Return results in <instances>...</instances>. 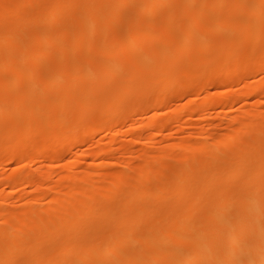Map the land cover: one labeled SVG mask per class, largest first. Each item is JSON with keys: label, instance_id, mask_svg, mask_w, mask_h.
<instances>
[{"label": "bare ground", "instance_id": "bare-ground-1", "mask_svg": "<svg viewBox=\"0 0 264 264\" xmlns=\"http://www.w3.org/2000/svg\"><path fill=\"white\" fill-rule=\"evenodd\" d=\"M259 73L264 0H0V264H264Z\"/></svg>", "mask_w": 264, "mask_h": 264}, {"label": "rangeland", "instance_id": "rangeland-1", "mask_svg": "<svg viewBox=\"0 0 264 264\" xmlns=\"http://www.w3.org/2000/svg\"><path fill=\"white\" fill-rule=\"evenodd\" d=\"M44 1H50V0H44ZM227 3H229L230 4V6H233L234 4H236V2L235 1H227ZM261 80H264V74H261V73H259L258 75H256V76H254V77H252V78H249L248 79V82H249V84H255L257 81H261ZM239 87H234L232 90H236V89H238ZM211 92V94L213 93V95L214 94H216V90H211L210 91ZM209 92V93H210ZM228 93V95H229V93L230 92H227ZM225 95V94H224ZM203 94L201 95V94H199V96L195 99L193 96H189V98L188 97H183V98H181L180 100H176V101H174L173 103H172V105H170L169 107H167V109L166 108H164V109H162L161 111H160V113H162V115L163 114H167L168 112H171V111H173V110H175V109H177V107H178V109L179 108H182V106H186L187 104H188V100L190 99V100H192V98L193 99H195V101H194V103H196V101H197V103H199V101H201V99L203 98ZM192 97V98H191ZM189 100V101H190ZM257 100V99H256ZM262 100H264V99H262ZM262 100H260V101H262ZM252 101H250V103H251ZM243 103V102H242ZM237 103V104H235L234 105V107H233V109L235 110H237L238 108H241V106L240 105H243L244 107H245V103ZM249 101L247 102V104H248V106H249ZM264 101H262V109L264 110ZM247 105H246V107H248ZM209 112H207L208 114H207V118H208V120L210 121V123H211V125H212V127L211 128H213V129H211V131L213 132L214 131V135H218V137H219V141H220V143H221V145L223 144V142L225 141V139H226V136H225V130H224V128H222V127H219L218 128V126H219V124L222 122V121H224V119H225V112L227 111L226 110V108L223 110L224 112H222L218 117H216L217 115V113H216V111H217V109L215 110V108H213V109H209L208 110ZM263 112V111H262ZM151 113H146V116L145 115H143V116H139V115H137V114H134L133 116L135 117V119H133L134 117L132 116V118H131V123H129L125 128H123V130H121L120 131V133L122 132V134H119V135H121V136H117V137H120L119 139H122V138H125L126 139V136L124 135V134H126L127 132H128V130L129 129H131L133 126H134V124H133V122H135V121H137V119L138 118H142L141 119V121L142 122H147V120H148V116L150 115ZM170 114V113H169ZM168 115V114H167ZM210 115V116H209ZM210 118H209V117ZM200 118V117H199ZM201 126H202V121L200 120V119H198L197 117H193V119L192 120H190V121H187L184 125H183V130H182V132H181V134H180V131H178L177 130V128L176 127H174L170 132H168L167 134L171 137H169L168 135L167 136H165V137H159V138H156V140L155 141H157V139H158V141L157 142H159V144L158 143H155V141L152 143V144H154L155 146H157L156 144H158L159 145V147L160 148H162L161 146H164L163 148H165V146H167V145H170V144H172V143H176V142H178L182 137H184V136H191L192 138H196L199 142H201V143H205L206 142V140H205V138H203L201 135H197V134H199L200 133V128H201ZM101 132H103V131H97L95 134H94V136H93V139H91L92 141H89L88 143H86V144H84V145H82L80 148V152H83V159H85V160H83V159H81V160H83V162L82 163H84V164H82L83 166H85V163L87 164V165H90L91 166V159H90V157H87L88 155L90 156V152H93L102 142H107V141H110V140H112V138H114L115 137V135L113 134L112 135V133L113 132H110V133H108V134H110V135H107V136H105V133L103 134V133H101ZM170 133H171V135H170ZM216 133V134H215ZM123 136V137H122ZM125 136V137H124ZM109 137V138H108ZM111 138V139H110ZM107 139V140H106ZM105 140V141H104ZM241 142H240V139H238V138H236L234 141H233V143L231 144V146L229 147L230 148V150L229 151H233V150H235L238 146H239V144H240ZM136 145V144H135ZM134 145V148L135 149H140V145L138 146H135ZM154 145H151V147L152 148H154ZM137 147V148H136ZM150 147V148H151ZM210 150H208L207 148H204L203 149V153L204 154H208V153H210L209 152ZM211 151H213V150H211ZM215 151V150H214ZM68 157L70 156V155H67ZM66 156V157H67ZM87 158V159H86ZM115 158H117V157H115ZM114 158V159H115ZM66 159H68V158H65V161H66ZM89 160V161H88ZM138 162V160L136 161V163ZM61 163H63V162H61ZM81 165V166H82ZM8 167H9V169H8ZM11 167H14V166H8L7 164H6V166H5V168H4V173H5V171H6V173H7V175L10 173V168ZM46 167V166H45ZM9 170V171H8ZM8 171V172H7ZM64 173H66V172H64ZM6 175V174H5ZM104 175V174H103ZM7 177V176H6ZM13 198H15V195L13 196Z\"/></svg>", "mask_w": 264, "mask_h": 264}]
</instances>
